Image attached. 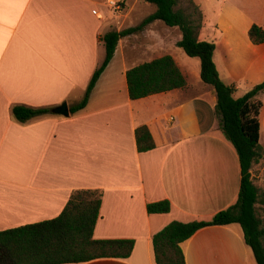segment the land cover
<instances>
[{
    "label": "crops",
    "instance_id": "1",
    "mask_svg": "<svg viewBox=\"0 0 264 264\" xmlns=\"http://www.w3.org/2000/svg\"><path fill=\"white\" fill-rule=\"evenodd\" d=\"M194 2L204 17L200 40L216 44L220 78L242 97L264 82V43L249 37L254 25L264 31V0H212L220 11L210 18L204 2ZM117 17L104 0H0V231L58 217L75 190H102L94 238L133 240L134 249L128 258L77 264H156V233L174 221H209L240 192L238 154L195 61L180 56L183 66L170 52L161 54L174 58L186 86L132 100L126 73L150 60L136 61L126 36L87 105L68 117L52 113L84 98L105 59L100 38ZM258 99L264 148V94ZM15 106L50 113L19 122ZM140 126L148 127L153 150L138 151ZM253 176L264 187V165ZM161 201L170 202V212L150 214L147 206ZM181 248L186 264H257L239 224L202 228Z\"/></svg>",
    "mask_w": 264,
    "mask_h": 264
},
{
    "label": "trees",
    "instance_id": "2",
    "mask_svg": "<svg viewBox=\"0 0 264 264\" xmlns=\"http://www.w3.org/2000/svg\"><path fill=\"white\" fill-rule=\"evenodd\" d=\"M155 7L154 13L136 27L122 31L111 30L101 38L105 59L94 72L84 98L72 106V114L83 109L100 76L113 59L119 41L143 31L160 21L168 27H178L182 38L177 47L200 60V78L211 86L217 97L216 115L220 129L232 143L241 166V184L237 202L220 211L209 221L182 223L174 221L153 236L156 264H186L181 244L197 231L210 226L239 224L247 245L252 249L257 264H264V187L257 185L253 170L264 165V148L260 144L259 112L264 94V82L236 98V87L225 84L214 62L216 44L200 40L204 25L203 14L194 0L182 6L180 0H142ZM253 44L264 43V31L254 25L249 31ZM128 92L132 100L154 94L182 89L187 81L171 55H164L130 68L126 73ZM48 108L15 106L12 114L19 122L48 115ZM139 152L153 150L156 145L147 126L135 132ZM102 190L80 189L72 192L61 214L50 220L0 231V264H68L85 263L102 258H128L133 240H97L96 224L102 206ZM150 214L168 213L169 201L147 206Z\"/></svg>",
    "mask_w": 264,
    "mask_h": 264
},
{
    "label": "rangeland",
    "instance_id": "3",
    "mask_svg": "<svg viewBox=\"0 0 264 264\" xmlns=\"http://www.w3.org/2000/svg\"><path fill=\"white\" fill-rule=\"evenodd\" d=\"M107 6V0H104ZM120 1L125 10L121 14H116L118 17L114 23V30L120 29L125 30L130 27L138 26L142 21L147 18L149 15L154 13L155 7L142 1V0H115ZM182 6L188 5V0H180ZM196 1V0H195ZM198 2H204L203 8L206 16L208 18L217 15L219 10V5L212 0H197ZM204 18V17H203ZM159 22V21H158ZM152 23L150 24L143 32L137 33L130 36L131 46L136 49V53L139 56L137 58L135 52L133 51V59H136L138 62H143L146 60H151L160 56L161 54L170 52L173 54L178 62L184 66L185 63L180 60V56L185 59H190L199 63L200 61L197 58H191L187 56L182 49L175 48L176 42L178 40V35L181 33L178 27L171 28L165 24ZM166 26V27H165ZM168 27V28H167ZM182 62V63H181ZM186 65V64H185ZM243 89V86H241Z\"/></svg>",
    "mask_w": 264,
    "mask_h": 264
},
{
    "label": "built area",
    "instance_id": "4",
    "mask_svg": "<svg viewBox=\"0 0 264 264\" xmlns=\"http://www.w3.org/2000/svg\"><path fill=\"white\" fill-rule=\"evenodd\" d=\"M107 7L111 9L115 14H121L125 10V6L120 1L107 0ZM96 13V11H94Z\"/></svg>",
    "mask_w": 264,
    "mask_h": 264
},
{
    "label": "water",
    "instance_id": "5",
    "mask_svg": "<svg viewBox=\"0 0 264 264\" xmlns=\"http://www.w3.org/2000/svg\"><path fill=\"white\" fill-rule=\"evenodd\" d=\"M52 113L56 115H62L68 117L70 115V110L67 103H63L62 105L52 109Z\"/></svg>",
    "mask_w": 264,
    "mask_h": 264
}]
</instances>
